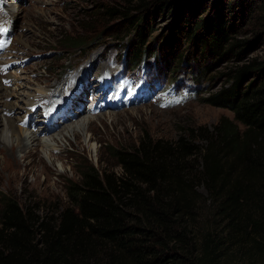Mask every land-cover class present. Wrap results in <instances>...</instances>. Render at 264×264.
I'll return each instance as SVG.
<instances>
[{"label": "trees", "instance_id": "16d2710c", "mask_svg": "<svg viewBox=\"0 0 264 264\" xmlns=\"http://www.w3.org/2000/svg\"><path fill=\"white\" fill-rule=\"evenodd\" d=\"M210 1L120 0L98 13L125 19L131 67L149 44L162 63L196 54L204 73L231 62L203 100L233 118L111 144L120 170L85 163L55 209L0 192V264H264V58L249 57L264 36V0ZM167 16L169 38L151 43L152 22ZM75 39L64 44L83 51L99 35Z\"/></svg>", "mask_w": 264, "mask_h": 264}, {"label": "rangeland", "instance_id": "374dc122", "mask_svg": "<svg viewBox=\"0 0 264 264\" xmlns=\"http://www.w3.org/2000/svg\"><path fill=\"white\" fill-rule=\"evenodd\" d=\"M1 1L4 6L2 9L0 6V9L4 14L0 13V24L11 26L9 33L14 37V43L11 49L0 57V81L9 94L5 98L6 103L9 109L13 110L8 116L12 117L17 127H22L19 123L28 110L29 103L37 98L39 92L36 91H46L47 85H50L53 87L51 92H58L63 86V78L81 71L89 73L91 83L94 77L107 67L105 58L108 56L123 59L126 55V64H131L134 44L130 43L132 34L129 29L123 27L127 24L125 19H102V15L98 13L99 6H117L121 4L120 0ZM210 2L212 3V0ZM171 20V16H167L152 22L156 31L149 39L151 43L154 37L160 36V40L166 36L169 38L170 33L166 28ZM86 27L90 28L91 32H87ZM252 28L253 24L247 26L245 36L254 39L251 35ZM87 34L99 35V39L90 42L83 51L64 44L68 35L75 36V40H85ZM63 35L64 39H61ZM143 49H147V63L156 64L162 75L169 77L172 82L184 79L194 84L199 88L201 98L197 97L185 104L163 109L153 101L142 99L138 91L134 95L126 91L116 108L95 115L75 111L76 116L56 128L45 130L43 134L22 127L25 136L34 134L38 138L34 142L28 138L26 150L36 147L48 170L38 163L33 171L22 169L16 174V178L9 172L0 174V192L12 195L21 203L34 202L41 209H55L67 200V180L79 178L80 166L89 162L98 168L110 166L120 170L110 157L111 144L132 146L145 133L156 138L175 139L188 135L198 127H212L222 116L233 118L229 109L210 105L203 100L209 91H216L224 85L221 72L231 65V62L217 65L212 72L204 73L201 70L202 60L187 50L182 54L183 63H180L182 59L162 63L154 54L156 49L153 44H149L147 48L143 46ZM254 56L264 58L263 34L262 38L258 39L255 50L249 55ZM17 57L20 60H29L25 65L5 68V62ZM206 60L213 61L211 57ZM176 65L179 67H173ZM70 83L72 84L73 80H70ZM19 92L24 95H18ZM3 109L0 105V121L5 117ZM67 124L71 126L66 127ZM60 129L61 132L58 133ZM74 130L79 132L80 139L73 135ZM6 139L9 146L15 142V137H12L10 132L6 133ZM78 140L81 141L80 144L77 143ZM2 165L3 161L0 160V168ZM25 171L27 173L23 174Z\"/></svg>", "mask_w": 264, "mask_h": 264}, {"label": "bare ground", "instance_id": "6f19581e", "mask_svg": "<svg viewBox=\"0 0 264 264\" xmlns=\"http://www.w3.org/2000/svg\"><path fill=\"white\" fill-rule=\"evenodd\" d=\"M52 88H53L52 86L47 85L46 91H42V89L40 91H36V92H39L37 97H39L40 95H45V97L51 96L50 92L52 91ZM19 93L18 95H21V94L24 95V93L22 92L20 94ZM29 95L31 94L29 93ZM7 96H9V94L7 93V89L0 81V105H2V107L4 108L3 112L5 114L4 119L0 121V160L3 161V165L0 168V174L9 172L13 178H16L17 177L16 174L19 173L22 169H25L26 171H33L34 170L33 168L38 163L43 164V159L40 157L39 150L36 147L35 149L26 150L27 139L30 138L32 142H34V141H37L38 138L34 134H31L29 137L25 136L23 134L22 127H19V126L17 127V124L12 119V117L8 116V114L10 112H13V110L9 109L6 103L5 98ZM35 102L36 100L29 104L31 105ZM69 125L70 124H67V126L66 125L65 126L69 127ZM7 132H10L11 136L15 137V142H13V144L10 146L7 144L8 143V140L6 139ZM60 132H61V129L58 131V133ZM73 135L77 139H80L78 131L74 130ZM77 143L80 144L81 141L78 140ZM58 156L60 157V154H58ZM43 165H44V168L48 170V166H45V164ZM11 169L13 171H11ZM26 171L23 174H26L27 173Z\"/></svg>", "mask_w": 264, "mask_h": 264}]
</instances>
